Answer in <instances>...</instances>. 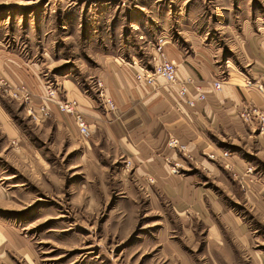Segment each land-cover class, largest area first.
I'll return each instance as SVG.
<instances>
[{"label": "rangeland", "instance_id": "374dc122", "mask_svg": "<svg viewBox=\"0 0 264 264\" xmlns=\"http://www.w3.org/2000/svg\"><path fill=\"white\" fill-rule=\"evenodd\" d=\"M245 22L264 26V0H0V57L16 61L42 86L67 79L85 90L106 56L134 57L149 68L160 37L192 54L184 48L191 35L239 64L233 57ZM5 76L4 90L23 86L34 101ZM0 102L15 124L23 122L17 102L2 94ZM241 121L251 136L207 158L238 157L245 171L228 163L226 188L205 175L200 185L230 223L211 207L203 216L177 214L157 189L124 181L131 173L123 175L120 162L105 160L86 174L73 167V154L58 149L43 157L38 174L14 162L13 171L0 157V264H264V136L257 137L255 123ZM215 227L220 235L213 237Z\"/></svg>", "mask_w": 264, "mask_h": 264}, {"label": "crops", "instance_id": "0c3cea01", "mask_svg": "<svg viewBox=\"0 0 264 264\" xmlns=\"http://www.w3.org/2000/svg\"><path fill=\"white\" fill-rule=\"evenodd\" d=\"M237 32L240 43L233 58L238 55L239 64L212 51L211 45L201 47L199 39L191 35L185 39L189 46L184 48L192 49V54H186L174 43L164 47L162 57L175 64L178 82L191 90L188 97H195V87L205 93V101L194 108L178 96L177 85H167L161 79L152 85L137 82V73L152 68L154 50L149 68L134 57L128 61L106 56L102 66L90 72L93 86L85 90L67 79L55 82L61 98L77 101L78 110L90 128L87 142L80 140L72 117L59 113L51 103L47 104L50 116L46 120L34 123L22 109L23 122L15 124L0 102V157L11 162L9 168L13 171L10 166L14 162L19 170L38 174L43 157L52 152L57 155L58 149L73 154V167L86 174L98 170L100 164L105 166V160L106 164L120 162L123 175L131 173L124 181L137 179L139 184L157 189L169 198L177 214L189 210L203 216L211 213V207L230 223L232 219L225 208L209 189L200 185L205 176L217 177L218 183L226 188L228 163L239 173L245 171V163L238 157L220 163L215 159L221 157L220 152L225 151L230 141L251 136L238 113L249 105L264 110V94L257 90L264 84V26L240 23ZM16 63L1 56L0 74L24 85L37 104L44 96L40 80ZM248 81L251 86L245 85ZM97 82L101 83L104 98L99 95ZM214 82H221L220 91L213 88ZM105 99L113 102L114 110H109ZM172 137L187 146L190 159L167 147ZM210 154L215 161L207 158ZM174 164L179 165L183 175L171 173ZM7 197L10 198L9 193ZM210 235H220L219 229L215 227ZM19 251L27 252L21 248Z\"/></svg>", "mask_w": 264, "mask_h": 264}, {"label": "built area", "instance_id": "2783aa9c", "mask_svg": "<svg viewBox=\"0 0 264 264\" xmlns=\"http://www.w3.org/2000/svg\"><path fill=\"white\" fill-rule=\"evenodd\" d=\"M165 45L166 40L163 37L158 38L154 48L157 58H154L152 68L141 70V72L136 74L135 79L137 82L143 83L145 85H152L157 79L163 80L165 84L170 86L177 85L178 96L185 101L188 107L194 108L198 103L204 102L206 96L204 92L201 91V88L195 87L193 89L195 92V97H188V95L191 93V90L186 88V84H180L178 82L175 64L162 57ZM245 85L251 86L252 84L248 81L245 83ZM3 86L4 84H0V94L6 95L17 102L24 109V112L30 121L39 123L42 120H46L50 116L47 104L51 103L55 106L59 113L72 117L74 125H76L78 133L83 140H88L91 137L89 125L80 114L77 101L60 98V89L58 86H43L44 96L37 104L33 103L29 92L23 86L18 85L14 88H8L7 86L6 90L2 88ZM212 86L217 91L221 90V82H214ZM97 87L99 88V95L104 98L100 82H97ZM257 90L264 94V89L262 86L257 87ZM105 105L108 106L109 110H114L115 108L113 102L109 99H105ZM240 118L246 122L255 123V125L258 127L259 134L264 136V112L261 109L246 106L242 109ZM167 147L190 159L187 146L180 144L178 139L173 137L170 138L167 142ZM223 156H226V154H223ZM208 158L213 159L214 157L213 155H209ZM178 171L179 165L174 164L171 169V173L178 174ZM149 182H151L150 179Z\"/></svg>", "mask_w": 264, "mask_h": 264}]
</instances>
